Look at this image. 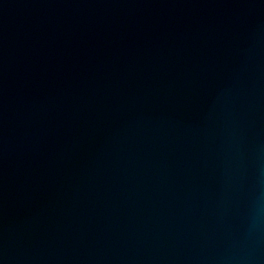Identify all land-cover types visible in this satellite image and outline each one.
I'll return each instance as SVG.
<instances>
[{
  "label": "water",
  "instance_id": "1",
  "mask_svg": "<svg viewBox=\"0 0 264 264\" xmlns=\"http://www.w3.org/2000/svg\"><path fill=\"white\" fill-rule=\"evenodd\" d=\"M0 264H264V0H0Z\"/></svg>",
  "mask_w": 264,
  "mask_h": 264
}]
</instances>
